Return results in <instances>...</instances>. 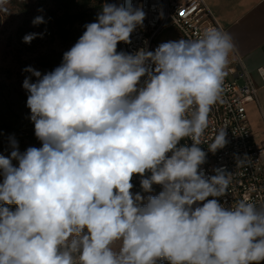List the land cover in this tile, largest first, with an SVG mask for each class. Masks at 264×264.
<instances>
[{
	"label": "clouds",
	"instance_id": "clouds-1",
	"mask_svg": "<svg viewBox=\"0 0 264 264\" xmlns=\"http://www.w3.org/2000/svg\"><path fill=\"white\" fill-rule=\"evenodd\" d=\"M7 4L0 0V13ZM145 17L133 0L105 2L59 66L23 70L31 74L22 86L42 146L21 152L9 137L10 155L0 154V264L264 261V204L225 207L217 198L233 173L222 166L206 176L201 168V138L222 102L232 36L212 27L154 51H117ZM226 128L208 151L226 146ZM187 139L191 146L181 145ZM250 161L237 158V166ZM137 175L144 193L162 190L133 194Z\"/></svg>",
	"mask_w": 264,
	"mask_h": 264
},
{
	"label": "built area",
	"instance_id": "built-area-1",
	"mask_svg": "<svg viewBox=\"0 0 264 264\" xmlns=\"http://www.w3.org/2000/svg\"><path fill=\"white\" fill-rule=\"evenodd\" d=\"M121 3L123 0H113L112 3ZM134 6L143 5L146 13L143 26H138L131 34V43L120 42L121 51L134 53L147 46L154 51L158 45L156 41L160 34L168 27H173L183 39H198L207 28H223L217 23L210 12L205 0H186L184 2L171 0H133ZM147 42V45H145ZM241 65V63H240ZM239 65V66H240ZM237 78L232 79L234 70H228L223 84L222 102L213 106L209 116V127L202 136L201 149L206 152V163L201 166L206 176L214 175V168L225 167L233 173L228 191L224 196L217 198L225 207L235 205L245 200L257 207L264 204V143L258 144L255 139L247 114V105L258 101V88L253 84L249 74L241 66ZM145 78H141V86ZM243 82L239 87L238 81ZM226 126L227 144L213 154L208 151V145L213 142L216 131ZM17 142L18 139H16ZM39 147L41 142L37 139ZM182 145L191 146L190 139L182 140ZM247 156L249 164L237 166V158ZM150 175V173H146ZM139 175L134 176L131 190L133 194L145 195L140 186ZM162 189L153 185V190ZM211 199V197H209ZM15 210L14 208H10ZM264 264V261L260 262Z\"/></svg>",
	"mask_w": 264,
	"mask_h": 264
},
{
	"label": "rangeland",
	"instance_id": "rangeland-1",
	"mask_svg": "<svg viewBox=\"0 0 264 264\" xmlns=\"http://www.w3.org/2000/svg\"><path fill=\"white\" fill-rule=\"evenodd\" d=\"M64 1L8 0V13H0V154L6 157L11 151L9 137H15L21 131L34 132L27 107L28 93L22 86L24 79L31 74L23 70L31 66L42 74L50 72L61 64L63 53L75 44H65L51 21L55 13L60 14ZM105 2L112 3L113 0H91L90 8L100 12ZM40 9L43 11H38ZM36 16H43L45 23L34 26L32 21ZM29 33H41L42 36L25 43L23 37ZM179 36L173 27H168L156 44L178 40ZM35 80L32 77V82ZM18 146L21 152L28 147H39L36 141L23 138ZM2 181L3 176L0 175V183ZM161 190H153L147 195H158ZM8 207L14 208L15 205Z\"/></svg>",
	"mask_w": 264,
	"mask_h": 264
},
{
	"label": "crops",
	"instance_id": "crops-1",
	"mask_svg": "<svg viewBox=\"0 0 264 264\" xmlns=\"http://www.w3.org/2000/svg\"><path fill=\"white\" fill-rule=\"evenodd\" d=\"M205 2L217 23L225 32L231 34L235 45L229 54L226 71L234 70L235 74L231 75L234 79L238 77V71L242 66L258 88V101L247 105V114L254 139L258 144H262L264 143V76L261 75L260 70L264 69V0H205ZM238 85L242 87L243 82L239 80Z\"/></svg>",
	"mask_w": 264,
	"mask_h": 264
},
{
	"label": "trees",
	"instance_id": "trees-1",
	"mask_svg": "<svg viewBox=\"0 0 264 264\" xmlns=\"http://www.w3.org/2000/svg\"><path fill=\"white\" fill-rule=\"evenodd\" d=\"M90 3L91 0H65L62 3L60 14H54L51 21L53 22V26L56 29L59 38L65 44L68 45L76 43L85 31L84 26L88 23L96 21L99 12L94 7L93 9L90 8ZM98 9L101 10L100 7ZM76 26L79 27L77 28ZM117 51H121L119 44ZM14 138L18 139L19 142L21 138H23L33 142L36 141L37 143L35 131L32 134L21 131ZM13 163L16 164L15 161H13ZM157 264H168V261L161 259L157 262Z\"/></svg>",
	"mask_w": 264,
	"mask_h": 264
}]
</instances>
